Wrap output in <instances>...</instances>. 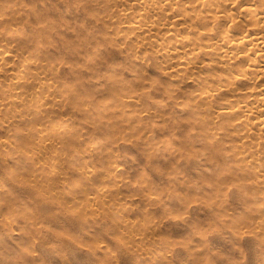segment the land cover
<instances>
[{"label":"rangeland","instance_id":"rangeland-1","mask_svg":"<svg viewBox=\"0 0 264 264\" xmlns=\"http://www.w3.org/2000/svg\"><path fill=\"white\" fill-rule=\"evenodd\" d=\"M13 3L22 34L0 25L13 36L0 41L1 56L14 59L4 63L52 55L61 78L52 89L68 101L59 107L60 97H51L43 104L47 112L21 115V106L1 98L3 89L11 91L7 79L16 68L0 77V236L6 238L0 264H220L208 250H227L221 233L204 234L201 225L225 209L227 223L237 216L246 221L234 227L246 264H264V242L254 236L264 230V201L257 212L225 207L233 181H222L204 158L213 145L205 138L210 131L187 112L199 93L189 75L160 71L162 59L152 57L149 41L132 43L144 33L128 30L127 17H108L100 0L6 2ZM117 6L133 11L122 0ZM38 39L58 47H38ZM43 85L32 92L45 97L50 92ZM11 92L21 99V88L13 85ZM73 92L87 94L75 101ZM62 134L71 144L57 140ZM109 164L115 170L104 180ZM96 194L91 210L87 197Z\"/></svg>","mask_w":264,"mask_h":264},{"label":"bare ground","instance_id":"bare-ground-1","mask_svg":"<svg viewBox=\"0 0 264 264\" xmlns=\"http://www.w3.org/2000/svg\"><path fill=\"white\" fill-rule=\"evenodd\" d=\"M7 1L0 0V25L6 27L12 24L21 35L22 30L16 22L20 17L16 4H6ZM100 1L108 17L114 14L120 19L127 17L128 30L144 33L141 39H135L132 43L139 46L143 40H148L154 50L152 57L162 59L160 71L164 70L167 75L178 72L189 75L199 93L198 98L188 101L187 112L195 122L204 126L201 127L203 131H210L205 138L213 145L204 158L220 172L222 181H233L232 201L226 203L225 207L248 206L249 210L256 207L257 212L259 201H264V0H122L125 6L133 9L130 13L117 6L120 0ZM118 23L115 20L114 25ZM7 34L13 37L9 28L0 32V41L6 44L9 40L5 37ZM23 39L25 42L33 41L31 38ZM35 45L58 47L54 41L41 39L36 40ZM2 54L0 51V77L9 76L16 68L15 76L7 79V85H11V91L13 85L23 90L21 99L17 101L13 92L3 89L2 100H7L11 107L21 106V115L32 111L36 114L47 112L43 104L51 102V97L55 99L61 96H56L57 91L51 85L53 80L61 79L54 71L58 62L48 60L55 58L52 55L41 58L35 53L34 58L22 59L19 63V59H15L13 64L6 65L5 60L14 59L11 53L3 57ZM38 59H47V65ZM48 66L50 68L47 69ZM42 84L50 92L45 97L38 90L32 92ZM72 94L70 97L75 101H81L87 93ZM29 95L30 98L25 99ZM61 97L59 107L68 101V97ZM38 101L41 103L37 104ZM3 110L0 108V113ZM6 110L9 111V108ZM202 112L206 116H200ZM216 128H219V132L212 133ZM57 140L65 145L71 144L69 135H59ZM54 155L58 156V153ZM222 166L226 174L221 173ZM114 170L115 166L109 164L102 173V179L108 180ZM83 173L89 178L93 176L89 171ZM200 178L206 179L203 174H200ZM213 178L211 176L209 180ZM99 195L87 197L91 198L87 201L88 208L94 210L93 204L100 198ZM207 197L211 201V197ZM229 222L233 227L246 223L240 216ZM5 241L6 238L0 236V242ZM146 249V246L141 247L142 251Z\"/></svg>","mask_w":264,"mask_h":264},{"label":"clouds","instance_id":"clouds-1","mask_svg":"<svg viewBox=\"0 0 264 264\" xmlns=\"http://www.w3.org/2000/svg\"><path fill=\"white\" fill-rule=\"evenodd\" d=\"M226 212L227 209L222 213H218L211 224L207 226L201 225L204 234H211L213 232L221 233L220 238L227 247L226 251L217 249L213 252L209 249L208 253L211 256L218 257L220 264H246L247 256L243 248V241L239 238L238 229L234 228L223 219ZM261 223L264 224V218L261 219ZM229 233L231 235H229ZM256 238L264 242V230H262V233L258 234ZM205 246H207L206 242ZM236 252H239V256L234 254ZM205 264H207V261H205Z\"/></svg>","mask_w":264,"mask_h":264}]
</instances>
